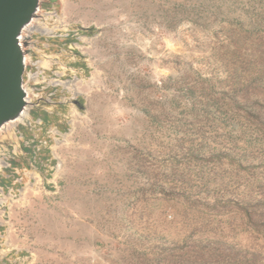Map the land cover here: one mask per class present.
I'll return each mask as SVG.
<instances>
[{"label": "rangeland", "instance_id": "1", "mask_svg": "<svg viewBox=\"0 0 264 264\" xmlns=\"http://www.w3.org/2000/svg\"><path fill=\"white\" fill-rule=\"evenodd\" d=\"M32 25L0 262L264 264V0H40Z\"/></svg>", "mask_w": 264, "mask_h": 264}, {"label": "water", "instance_id": "2", "mask_svg": "<svg viewBox=\"0 0 264 264\" xmlns=\"http://www.w3.org/2000/svg\"><path fill=\"white\" fill-rule=\"evenodd\" d=\"M39 10L40 0H0V130L27 106L25 40Z\"/></svg>", "mask_w": 264, "mask_h": 264}, {"label": "crops", "instance_id": "3", "mask_svg": "<svg viewBox=\"0 0 264 264\" xmlns=\"http://www.w3.org/2000/svg\"><path fill=\"white\" fill-rule=\"evenodd\" d=\"M35 115V117H34ZM32 116L34 119H40L42 122V126L45 128L47 125H54L53 120L55 121L57 119L56 115H49L47 112L44 110L33 112ZM53 119V120H52ZM55 126V125H54ZM23 135L26 136L27 139H30L31 134L26 131L25 128L21 129ZM57 131V130H56ZM33 145H31L32 147ZM31 147H24L23 146V152H26L28 156H31L32 148ZM42 152V151H41ZM24 254V253H23ZM17 262L15 261H10L8 258L4 259V261H1L0 264H16Z\"/></svg>", "mask_w": 264, "mask_h": 264}, {"label": "trees", "instance_id": "4", "mask_svg": "<svg viewBox=\"0 0 264 264\" xmlns=\"http://www.w3.org/2000/svg\"><path fill=\"white\" fill-rule=\"evenodd\" d=\"M241 94L244 98L249 97V94L245 91H242ZM34 117H35V115H34ZM243 213L246 216L248 224L254 230L261 232L264 236V211H261L259 213H255V212H251L249 210L244 209Z\"/></svg>", "mask_w": 264, "mask_h": 264}, {"label": "bare ground", "instance_id": "5", "mask_svg": "<svg viewBox=\"0 0 264 264\" xmlns=\"http://www.w3.org/2000/svg\"><path fill=\"white\" fill-rule=\"evenodd\" d=\"M25 92H26V95H27V90ZM26 100H28L27 97H26ZM27 116H28V109L26 108V109H24V111L15 120H13L12 122L8 123V127H11V128L14 127L18 123L24 121Z\"/></svg>", "mask_w": 264, "mask_h": 264}, {"label": "built area", "instance_id": "6", "mask_svg": "<svg viewBox=\"0 0 264 264\" xmlns=\"http://www.w3.org/2000/svg\"><path fill=\"white\" fill-rule=\"evenodd\" d=\"M27 97V96H26ZM28 98V97H27ZM27 101V104H28V102H29V100H26Z\"/></svg>", "mask_w": 264, "mask_h": 264}, {"label": "flooded vegetation", "instance_id": "7", "mask_svg": "<svg viewBox=\"0 0 264 264\" xmlns=\"http://www.w3.org/2000/svg\"><path fill=\"white\" fill-rule=\"evenodd\" d=\"M75 104H77V105H78V102L76 101V102H75Z\"/></svg>", "mask_w": 264, "mask_h": 264}]
</instances>
